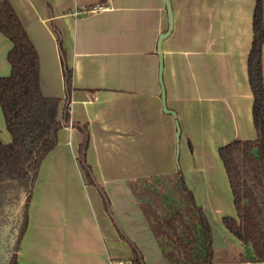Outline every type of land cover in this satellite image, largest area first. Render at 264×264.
Masks as SVG:
<instances>
[{"label": "crops", "instance_id": "crops-1", "mask_svg": "<svg viewBox=\"0 0 264 264\" xmlns=\"http://www.w3.org/2000/svg\"><path fill=\"white\" fill-rule=\"evenodd\" d=\"M104 1L0 0L37 50L43 95L65 100V70L73 89L68 125L33 187L17 264H130L123 235L145 264H167L128 185L179 169L219 234L217 248L230 240L243 252L222 223L236 212L219 150L257 137L248 74L254 0H171L163 84L177 118L163 112L159 79L158 42L169 29L164 0H107L100 8ZM11 48L0 35V78L10 75ZM262 64L264 79V50ZM78 127L89 133L83 163ZM0 139L11 143L1 109ZM84 165L105 192L109 215ZM240 257L214 264H264Z\"/></svg>", "mask_w": 264, "mask_h": 264}, {"label": "trees", "instance_id": "trees-1", "mask_svg": "<svg viewBox=\"0 0 264 264\" xmlns=\"http://www.w3.org/2000/svg\"><path fill=\"white\" fill-rule=\"evenodd\" d=\"M254 3L248 74L257 137L253 141H233L219 150V158L236 212L235 218L223 219V226L243 248L241 261L264 263V0ZM100 5L107 6V0ZM0 35L12 46L8 55L10 75L0 78V109L11 137L9 145L0 139V264H17L29 226L34 184L43 162L58 146L59 133L70 120L72 75L65 70V100L46 98L40 85L37 50L8 4L0 5ZM78 129L82 135L79 153L85 157L89 133L87 128ZM84 166L89 185L97 189L109 215L105 192ZM128 186L167 264L215 263L212 225L197 205L183 171L133 181ZM8 223L12 231L7 237ZM121 238L131 248L130 264H145L140 251L124 235Z\"/></svg>", "mask_w": 264, "mask_h": 264}, {"label": "water", "instance_id": "water-1", "mask_svg": "<svg viewBox=\"0 0 264 264\" xmlns=\"http://www.w3.org/2000/svg\"><path fill=\"white\" fill-rule=\"evenodd\" d=\"M164 2H165V6L167 9V13H168L169 29L165 34L160 36L159 42H158V48H157V52L159 54V62H160L159 79H160V84H161V89H162V106H163L164 114H166L168 116H172L174 118H177V115L174 112H171L167 109L166 92H165V88H164V84H163L164 58L162 55V44L171 35V33L173 31V13H172V7H171V0H164ZM176 140H177V155L179 158V156H180V141H181V128L179 127V125L177 126Z\"/></svg>", "mask_w": 264, "mask_h": 264}, {"label": "rangeland", "instance_id": "rangeland-1", "mask_svg": "<svg viewBox=\"0 0 264 264\" xmlns=\"http://www.w3.org/2000/svg\"><path fill=\"white\" fill-rule=\"evenodd\" d=\"M83 156L81 157V161L83 163ZM184 161V158L182 159ZM116 218V217H115ZM215 243H216V247H215V260L219 259V260H233L237 255L243 256V254H245V252H241L237 249V247L229 240L227 244H225L223 250H220L217 248V243L219 240V234L216 232L215 233ZM233 241L235 239H232ZM237 244V241H234ZM241 258V257H240Z\"/></svg>", "mask_w": 264, "mask_h": 264}, {"label": "bare ground", "instance_id": "bare-ground-1", "mask_svg": "<svg viewBox=\"0 0 264 264\" xmlns=\"http://www.w3.org/2000/svg\"><path fill=\"white\" fill-rule=\"evenodd\" d=\"M5 230H6V234H7V237H8L10 235L11 231H12L11 223H8L7 225H5ZM6 247H7V241H6Z\"/></svg>", "mask_w": 264, "mask_h": 264}, {"label": "built area", "instance_id": "built-area-1", "mask_svg": "<svg viewBox=\"0 0 264 264\" xmlns=\"http://www.w3.org/2000/svg\"><path fill=\"white\" fill-rule=\"evenodd\" d=\"M93 13V12H92ZM114 264H124L123 262H117V263H114Z\"/></svg>", "mask_w": 264, "mask_h": 264}, {"label": "flooded vegetation", "instance_id": "flooded-vegetation-1", "mask_svg": "<svg viewBox=\"0 0 264 264\" xmlns=\"http://www.w3.org/2000/svg\"><path fill=\"white\" fill-rule=\"evenodd\" d=\"M3 258H4V262H5V260H6V254H5V255H3Z\"/></svg>", "mask_w": 264, "mask_h": 264}]
</instances>
